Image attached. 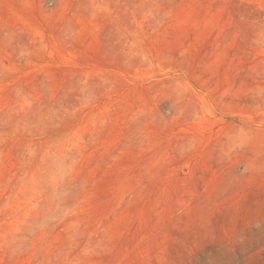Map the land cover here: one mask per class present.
<instances>
[{"label":"rangeland","instance_id":"obj_1","mask_svg":"<svg viewBox=\"0 0 264 264\" xmlns=\"http://www.w3.org/2000/svg\"><path fill=\"white\" fill-rule=\"evenodd\" d=\"M0 264H264V0H0Z\"/></svg>","mask_w":264,"mask_h":264}]
</instances>
